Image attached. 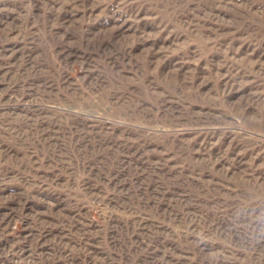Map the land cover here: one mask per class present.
Wrapping results in <instances>:
<instances>
[{"label":"rangeland","instance_id":"obj_1","mask_svg":"<svg viewBox=\"0 0 264 264\" xmlns=\"http://www.w3.org/2000/svg\"><path fill=\"white\" fill-rule=\"evenodd\" d=\"M0 264H264V0H0Z\"/></svg>","mask_w":264,"mask_h":264}]
</instances>
